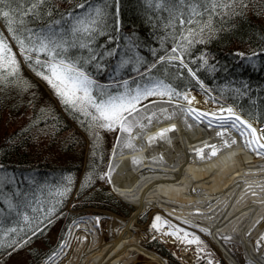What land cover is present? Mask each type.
Instances as JSON below:
<instances>
[{
    "label": "trees",
    "instance_id": "16d2710c",
    "mask_svg": "<svg viewBox=\"0 0 264 264\" xmlns=\"http://www.w3.org/2000/svg\"><path fill=\"white\" fill-rule=\"evenodd\" d=\"M78 2L83 0H48L38 20L27 18V22L32 28L55 20H61L63 25L69 19L68 13L83 14V9L75 7ZM91 2L100 7L107 4L111 13L107 27L102 25L104 34L96 36L92 44L98 54L115 52L102 57L103 71H93L101 84L127 80L134 87L145 82L141 73L156 63L149 76L171 83L180 92L201 88L199 80L223 102L233 104L250 120L255 117L264 124V0H222L228 7L217 9L219 14L213 15L211 27L203 32V42H194L185 55V63L198 80L179 68V62H174L175 67L157 62L159 56L175 46L173 36L181 31V26L172 21L171 4L161 0ZM46 10L51 11V16L45 14ZM114 18L118 29L112 23ZM170 21L175 29L169 26ZM192 27L199 31L197 25ZM81 53L88 55L83 49ZM18 59L22 60L19 55ZM123 61L127 63L122 65ZM21 73L27 86L0 89V226L5 230L17 228L18 232L6 236L5 241L15 239L22 246L0 248V264H6L14 250L45 235L59 216H73L67 211L73 194L79 200L73 210L117 211L122 205L104 183L116 131L102 130L94 138L76 114L68 111L46 82L23 62ZM65 186H70V191L57 203L61 199L58 192ZM53 204L57 210L50 217L52 223L44 221L33 235L23 216L36 217L40 215L35 211L37 207L47 210ZM157 250L168 255L165 248Z\"/></svg>",
    "mask_w": 264,
    "mask_h": 264
},
{
    "label": "bare ground",
    "instance_id": "6f19581e",
    "mask_svg": "<svg viewBox=\"0 0 264 264\" xmlns=\"http://www.w3.org/2000/svg\"><path fill=\"white\" fill-rule=\"evenodd\" d=\"M185 92L195 97L192 107L213 111L203 104L200 91ZM182 106L183 101L165 103L160 98L140 105L137 121L143 127L134 128L131 148L124 146L127 134L119 132L107 176L119 197L133 205L130 215H112L103 222L95 215L78 217L65 234V246L41 264H170L141 239L140 231L146 228L139 218L150 207L211 233V240L230 264L243 262L221 237L240 243L252 264H264V157L243 146L234 130L217 136L214 127L181 112ZM169 115L172 118L166 119ZM172 125L175 130L158 138L162 129ZM151 137L157 139L149 142ZM233 139L235 144H231ZM206 145H215L217 154L212 155ZM197 149H203V158ZM138 255L149 260L138 262ZM183 257L193 260L188 249Z\"/></svg>",
    "mask_w": 264,
    "mask_h": 264
},
{
    "label": "snow or ice",
    "instance_id": "6c2138e0",
    "mask_svg": "<svg viewBox=\"0 0 264 264\" xmlns=\"http://www.w3.org/2000/svg\"><path fill=\"white\" fill-rule=\"evenodd\" d=\"M47 2L48 0H0V89L28 85L21 73L23 62L38 78L46 82L68 111L76 114L82 126L94 138H98L102 130L108 132L118 130L127 134L128 140L124 146L129 148L133 147L134 128L143 127L137 121L139 106L143 101L150 97H159L165 103L183 101L184 106L180 110L186 116L205 124L206 127H214L217 130L216 135L220 137L234 130L242 137L246 147L257 156L264 157V126L255 117L251 120L244 119L231 106H221L213 111L195 109L192 107L195 97L190 92H180L173 88L171 83L148 75L151 69L156 67V63H152L145 73H141L145 77V82L134 87H130L127 80L118 84H101L93 75V71H103L102 57L115 55V52L107 50L98 54L93 50L92 44L95 37L104 34L107 27V18L111 15L108 5L104 4L100 7L91 0H83L75 5L76 8L83 9V14L68 13L69 19L64 21L63 25L61 20H55L37 28L30 27L27 18H32L33 22H36L42 6ZM115 2L118 3V0ZM161 3L171 4L169 11L172 14V21L181 26V31L178 36H173L176 41L175 46L170 52L166 51L164 55L159 56L157 62L168 63L174 67L176 66L174 62H179V68L187 70L189 75L198 80L196 73L185 63V55L194 42H203V32L205 28L211 27L213 15L219 14L217 9L228 5L223 4L222 0H161ZM115 11L116 9L113 8V12ZM45 14L51 16L52 13L46 10ZM172 21L169 26L175 29ZM112 23L118 29L119 25L115 18ZM192 25H197L199 31ZM82 49L88 55L81 53ZM18 55L22 60L18 59ZM126 63L127 61H123L122 65ZM137 63L139 64L140 60H137ZM136 71L139 72V68ZM177 75H180L179 70ZM198 83L203 87L201 81L198 80ZM157 102L153 101V103ZM165 118L172 117L169 115ZM148 119L151 122V118ZM173 130L175 125L162 129L158 133V138H166L167 133ZM156 139L157 137H151L149 142ZM235 143V139L231 140V144ZM224 144L230 146L228 140H224ZM206 147L212 149V155L217 154L215 145H206ZM196 151L203 158V149ZM108 179L110 181V176ZM70 183L69 181V185ZM69 191L70 186L63 187L58 192L61 199L57 200V203H61L62 198L66 197ZM56 210L55 204L47 210L37 207L35 211L40 215L31 218L27 215L23 216L24 221L27 222L26 227L35 235L44 221L52 223L50 217ZM33 225L35 227H32ZM151 228L164 236L173 237L184 245H196L198 253L204 251L203 241L199 236L173 225L159 215L154 217ZM17 232V228L5 230L0 226V248L22 246L15 239L5 241L6 236ZM257 244L259 246V241ZM64 246L62 244L60 247ZM209 264H212V261H209Z\"/></svg>",
    "mask_w": 264,
    "mask_h": 264
},
{
    "label": "rangeland",
    "instance_id": "374dc122",
    "mask_svg": "<svg viewBox=\"0 0 264 264\" xmlns=\"http://www.w3.org/2000/svg\"><path fill=\"white\" fill-rule=\"evenodd\" d=\"M201 87V86H200ZM198 90V88H188ZM200 91L202 93L203 104L210 108L211 110H218L221 106H234L231 103L223 102L220 98H216L212 92L203 85ZM185 90V91H186ZM183 91V92H185ZM159 98V97H155ZM151 98V99H155ZM149 99L148 101H150ZM147 101V102H148ZM143 104V103H142ZM141 104V105H142ZM231 104V105H230ZM261 124V123H260ZM262 126L264 124H261ZM118 135V130L114 134L113 138V145L110 152L109 162L111 160V156L116 144ZM113 137V136H112ZM242 145L245 144L242 142ZM241 145V146H242ZM248 148V147H247ZM252 152V151H251ZM109 162L107 169L109 167ZM107 169L104 172L105 177V184H107L111 191L115 194L117 199H119L122 203L121 206L117 207V211L115 210H108V209H82V210H73L72 206L77 204L79 200L77 199L76 195L73 194L70 198L69 204L67 205L68 214H74L73 216L70 215H61L59 216L56 221L51 225L49 230L45 235L40 238L35 239L30 244L23 246L14 250L7 259L6 264H41L45 259H47L50 255L56 252L57 249L60 248L62 242L64 240L65 234L71 225L78 217L80 216H88V215H95L97 216L101 222L109 220L112 215H119L121 217H127L133 211L134 207L130 203L124 201L113 189L108 176H107ZM161 216L163 219L170 221L173 225H177L180 228L186 230L189 233H195L200 239L203 241V252H199L197 250L196 245H184L180 241L175 240L173 237L172 240H166L160 232H157L151 228L152 223L154 222L155 216ZM139 224L146 228V231H140L141 239L145 243V245L150 248V250H154L158 252L157 249L165 248L168 251V255L164 256L167 258L170 264H209V261H212V264H224V258L221 256L220 250L218 246L211 240L210 234L208 231H201V229H197L192 225H189L183 221H179L169 217L164 212L149 208L148 211L144 212L139 218ZM102 226V225H101ZM213 238V237H212ZM231 249L239 255L243 260V255L241 254V247L238 243H229ZM157 248V249H156ZM184 249H188L193 254V260H185L183 257ZM137 257L138 262H146L149 260L145 256L141 255Z\"/></svg>",
    "mask_w": 264,
    "mask_h": 264
},
{
    "label": "water",
    "instance_id": "95a60500",
    "mask_svg": "<svg viewBox=\"0 0 264 264\" xmlns=\"http://www.w3.org/2000/svg\"><path fill=\"white\" fill-rule=\"evenodd\" d=\"M198 90H202V89H200V88H198ZM158 99V98H157ZM151 100H153V99H151ZM244 118H246V119H248L247 117H245L243 114H241ZM118 135H119V131H118ZM118 135H117V138H118ZM117 141V140H116Z\"/></svg>",
    "mask_w": 264,
    "mask_h": 264
},
{
    "label": "built area",
    "instance_id": "2783aa9c",
    "mask_svg": "<svg viewBox=\"0 0 264 264\" xmlns=\"http://www.w3.org/2000/svg\"><path fill=\"white\" fill-rule=\"evenodd\" d=\"M246 260H247V262H249L250 264H252V263H251V261H250V259H249V260H248V259H246Z\"/></svg>",
    "mask_w": 264,
    "mask_h": 264
}]
</instances>
